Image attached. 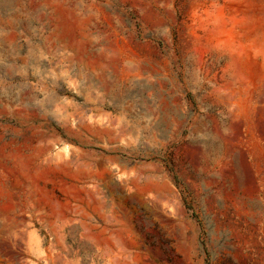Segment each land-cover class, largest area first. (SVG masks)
Segmentation results:
<instances>
[{
    "label": "rangeland",
    "instance_id": "1",
    "mask_svg": "<svg viewBox=\"0 0 264 264\" xmlns=\"http://www.w3.org/2000/svg\"><path fill=\"white\" fill-rule=\"evenodd\" d=\"M0 264H264V0H0Z\"/></svg>",
    "mask_w": 264,
    "mask_h": 264
}]
</instances>
